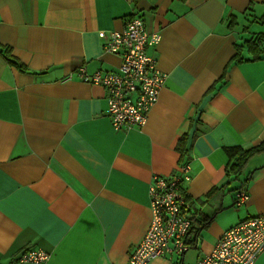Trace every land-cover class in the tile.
<instances>
[{"label":"crops","instance_id":"obj_1","mask_svg":"<svg viewBox=\"0 0 264 264\" xmlns=\"http://www.w3.org/2000/svg\"><path fill=\"white\" fill-rule=\"evenodd\" d=\"M135 14L160 33L148 50L166 80L146 124L116 131L104 89L76 70L116 69L97 32ZM260 36L264 0H0V264L29 248L48 253L44 264H125L151 222L148 185L177 171L182 136L190 217H214L191 252L149 264H196L225 230L264 213V152L204 201L228 179L225 149L264 141V53L249 60L245 46Z\"/></svg>","mask_w":264,"mask_h":264},{"label":"built area","instance_id":"obj_2","mask_svg":"<svg viewBox=\"0 0 264 264\" xmlns=\"http://www.w3.org/2000/svg\"><path fill=\"white\" fill-rule=\"evenodd\" d=\"M103 50L116 55V69L88 72L76 70L77 78L101 86L107 102L106 114L116 130L142 128L156 103L166 74L156 66L149 52L160 41L158 31H148L144 19L132 15L120 30H99ZM71 76H68L70 78ZM191 180L189 162L178 163L171 176L154 175L148 185L151 222L139 244L130 252L125 264H149L155 258L171 259L189 248L185 237L191 224L192 201L185 185ZM235 204L248 199L245 187L235 194ZM264 251V213L244 218L225 230L210 252L196 264H254ZM48 253L40 248L23 250L10 264L32 262L44 264Z\"/></svg>","mask_w":264,"mask_h":264},{"label":"trees","instance_id":"obj_3","mask_svg":"<svg viewBox=\"0 0 264 264\" xmlns=\"http://www.w3.org/2000/svg\"><path fill=\"white\" fill-rule=\"evenodd\" d=\"M263 42H264V36H260L255 40H249L245 42V46L251 55V58L249 60H256L261 57L262 53H264V48L262 47V45L264 44ZM235 47H236V54L234 55L233 60L243 61L244 59L240 57L241 54L240 52L242 51L243 46H235ZM4 53L7 54L6 52ZM8 61L11 64H15L18 67L22 68L21 64H17V62L11 60L10 58L8 59ZM185 140L186 137L182 136L177 144V150L180 153V158H179L180 163L185 162L189 159V157L187 156L188 150L185 148ZM225 150L229 156V161H230L226 167V176L228 179L221 188L210 189L207 192V194L204 196V201H206L209 197H211L217 189L220 190L223 188L225 189L232 181L236 180L237 177H239L241 171L243 170L247 160L253 155L264 152V141L248 150H244L241 147H230V148H226ZM247 182H248L247 179L244 180L243 182L240 183L239 187H242L243 185L246 186ZM239 187H237L236 189L238 190ZM221 209L222 208L216 209L215 213H217ZM213 217L214 216L212 215L210 217H205L202 220H198L194 216L190 217L191 224L187 232V235L185 237V241L189 245V247H194L195 241L198 238L201 230L213 219Z\"/></svg>","mask_w":264,"mask_h":264},{"label":"rangeland","instance_id":"obj_4","mask_svg":"<svg viewBox=\"0 0 264 264\" xmlns=\"http://www.w3.org/2000/svg\"><path fill=\"white\" fill-rule=\"evenodd\" d=\"M194 249V247H190L186 252H191ZM186 264V262H184Z\"/></svg>","mask_w":264,"mask_h":264}]
</instances>
